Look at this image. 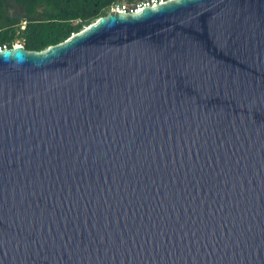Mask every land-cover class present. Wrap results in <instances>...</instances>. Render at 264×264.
Wrapping results in <instances>:
<instances>
[{
  "label": "water",
  "instance_id": "95a60500",
  "mask_svg": "<svg viewBox=\"0 0 264 264\" xmlns=\"http://www.w3.org/2000/svg\"><path fill=\"white\" fill-rule=\"evenodd\" d=\"M0 264H264V0L0 49Z\"/></svg>",
  "mask_w": 264,
  "mask_h": 264
},
{
  "label": "trees",
  "instance_id": "16d2710c",
  "mask_svg": "<svg viewBox=\"0 0 264 264\" xmlns=\"http://www.w3.org/2000/svg\"><path fill=\"white\" fill-rule=\"evenodd\" d=\"M26 9L29 18L26 30L14 29L16 21L9 15V3L0 0V48H12L16 41L23 42L28 50L43 51L50 46L60 44L72 35L105 16L114 4L121 0H15ZM51 2L53 14L45 19L36 18V6L42 2ZM85 3V4H83ZM83 4V5H82ZM95 7L93 13L86 12ZM67 21L78 22L67 27Z\"/></svg>",
  "mask_w": 264,
  "mask_h": 264
},
{
  "label": "flooded vegetation",
  "instance_id": "af4514ba",
  "mask_svg": "<svg viewBox=\"0 0 264 264\" xmlns=\"http://www.w3.org/2000/svg\"><path fill=\"white\" fill-rule=\"evenodd\" d=\"M7 2L9 3V5H10V7H9V12L11 13H13V14H15V9H21L22 10V12H23V14H24V16H23V18L22 19H19V18H17V17H15V16H13L12 14L10 15L15 21H16V24L15 25H13L12 27L14 28V29H19L20 28V30H26V27H27V25H28V22H29V18H28V16H27V13H26V9H25V7L24 6H22V5H18L17 3H16V1L15 0H7ZM83 4H85V3H83ZM82 4V5H83ZM53 9H56V6H52L51 5V2H42V3H40L38 6H36V11H37V14H38V12L40 11L41 12V14H43L44 16H45V18L48 16V15H50V14H53ZM95 11V7H88L87 8V10H86V12L88 13V14H90V13H93ZM36 14V15H37ZM44 18V19H45ZM22 20H24L25 22L23 23V21ZM67 23H70L71 25H76V24H78V22H73V21H67ZM19 42V43H18ZM24 46V44H23V42H21V41H16V43H15V46ZM25 47V46H24Z\"/></svg>",
  "mask_w": 264,
  "mask_h": 264
},
{
  "label": "built area",
  "instance_id": "2783aa9c",
  "mask_svg": "<svg viewBox=\"0 0 264 264\" xmlns=\"http://www.w3.org/2000/svg\"><path fill=\"white\" fill-rule=\"evenodd\" d=\"M169 1L174 0H121L114 4L110 11H116L120 13H138L143 11L145 8L157 7L158 5L164 4ZM3 48L7 47L4 46L0 49Z\"/></svg>",
  "mask_w": 264,
  "mask_h": 264
},
{
  "label": "rangeland",
  "instance_id": "374dc122",
  "mask_svg": "<svg viewBox=\"0 0 264 264\" xmlns=\"http://www.w3.org/2000/svg\"><path fill=\"white\" fill-rule=\"evenodd\" d=\"M11 14H12L13 16L19 18V19H22L23 16H24V14H23V12H22L21 9H20V10H19V9H15V14H13L12 12H11V13L9 12V15H11ZM36 18H37V19H44L45 16H44L43 14H41V12L39 11L38 14L36 15ZM22 21H23V23L25 22L24 20H22ZM66 25H67L68 28L71 27V24H70V23H67ZM18 43H19V42H18Z\"/></svg>",
  "mask_w": 264,
  "mask_h": 264
}]
</instances>
